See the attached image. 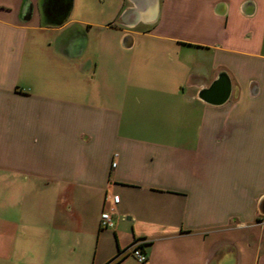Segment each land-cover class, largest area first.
<instances>
[{
	"label": "crops",
	"instance_id": "crops-1",
	"mask_svg": "<svg viewBox=\"0 0 264 264\" xmlns=\"http://www.w3.org/2000/svg\"><path fill=\"white\" fill-rule=\"evenodd\" d=\"M69 5L0 0V264H264V0Z\"/></svg>",
	"mask_w": 264,
	"mask_h": 264
},
{
	"label": "water",
	"instance_id": "water-1",
	"mask_svg": "<svg viewBox=\"0 0 264 264\" xmlns=\"http://www.w3.org/2000/svg\"><path fill=\"white\" fill-rule=\"evenodd\" d=\"M231 93L232 85L230 80L225 73H222L219 75L218 81L210 87L202 89L199 96L208 103L221 105L230 98ZM260 212L264 216V203L260 207Z\"/></svg>",
	"mask_w": 264,
	"mask_h": 264
},
{
	"label": "built area",
	"instance_id": "built-area-1",
	"mask_svg": "<svg viewBox=\"0 0 264 264\" xmlns=\"http://www.w3.org/2000/svg\"><path fill=\"white\" fill-rule=\"evenodd\" d=\"M110 201L112 204H117L119 202V197L117 195H112L110 197ZM100 226L101 228H105V229L113 228L114 222L112 218V210L105 211L101 214ZM128 252L137 260L138 264H144L147 261V255L145 254V252L143 251V249L139 244H136L135 246H131L128 249Z\"/></svg>",
	"mask_w": 264,
	"mask_h": 264
},
{
	"label": "rangeland",
	"instance_id": "rangeland-1",
	"mask_svg": "<svg viewBox=\"0 0 264 264\" xmlns=\"http://www.w3.org/2000/svg\"><path fill=\"white\" fill-rule=\"evenodd\" d=\"M78 2H79V0H77ZM144 47V46H143ZM105 83H107V85H111V87H113V80L112 79H109V80H106V82ZM90 87V89H94L96 86L95 85H92L91 84V86H89ZM83 88V87H82ZM81 88V89H82ZM108 91V90H107ZM112 92L114 91V89L113 90H111ZM121 91V90H120Z\"/></svg>",
	"mask_w": 264,
	"mask_h": 264
},
{
	"label": "trees",
	"instance_id": "trees-1",
	"mask_svg": "<svg viewBox=\"0 0 264 264\" xmlns=\"http://www.w3.org/2000/svg\"><path fill=\"white\" fill-rule=\"evenodd\" d=\"M72 1H73V0H68V3L70 4L69 6L72 5Z\"/></svg>",
	"mask_w": 264,
	"mask_h": 264
}]
</instances>
